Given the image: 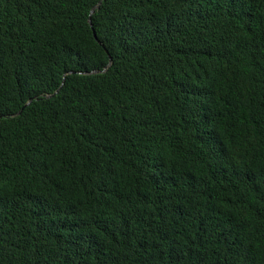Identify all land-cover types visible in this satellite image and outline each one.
<instances>
[{"label":"trees","instance_id":"16d2710c","mask_svg":"<svg viewBox=\"0 0 264 264\" xmlns=\"http://www.w3.org/2000/svg\"><path fill=\"white\" fill-rule=\"evenodd\" d=\"M0 264H264V0H0Z\"/></svg>","mask_w":264,"mask_h":264}]
</instances>
